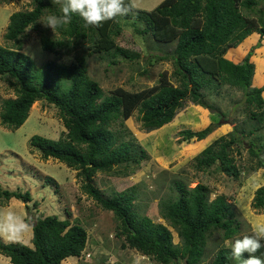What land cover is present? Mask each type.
Segmentation results:
<instances>
[{
	"label": "trees",
	"instance_id": "16d2710c",
	"mask_svg": "<svg viewBox=\"0 0 264 264\" xmlns=\"http://www.w3.org/2000/svg\"><path fill=\"white\" fill-rule=\"evenodd\" d=\"M32 4L31 11L10 16L4 34L5 45L0 44V76H8L16 92L15 99H6L1 104V125L11 131L19 130L38 101L45 100L58 109L67 130L65 138L55 141L35 135L30 139V146L40 151L43 160L55 159L80 173L83 191L103 209L112 212L120 224L117 237L124 249H135L159 264H203L208 240L215 232H223V241L240 238L242 224L235 207L222 196L211 200V192L204 184L189 188L176 182V196L162 202L164 218L181 239L179 244H174L167 226L136 211L138 184L131 183L126 190L104 197L95 184V177L98 173L129 177L150 159L144 147L134 150L132 143L124 140L129 132L113 130L114 123L121 121L124 126L138 111L142 127L152 132L172 124L187 103L210 110L218 120L203 130L195 127L198 131H180L182 142L196 139L195 147L204 146L222 124L230 121L234 124L230 141L225 142L226 137H222L196 158L197 169L206 172L219 163L227 175L240 176L229 148L237 146L240 153L239 148L245 147V133L250 136L257 133L256 139L261 140L264 86L254 85L256 62L252 61V53L242 62L232 57L253 34L261 37L257 48L263 46L264 0H164L152 11L135 8L129 15L98 28L83 27L81 18L73 15L68 25L55 29L59 37L42 31L40 21L47 14L60 15V6L52 0H33ZM135 14L146 22L144 28L136 27L137 34L151 33L159 43L177 42L172 55L160 60L173 62V78L179 85L175 86L171 76L163 72L152 87L141 91L117 88L106 94L100 83L91 78L88 60L100 55L102 59H113L110 63L113 65H118L119 57L137 61L139 53L117 43V37H125L121 21L133 20ZM29 29L40 34L43 50L59 58L73 55L75 61L66 64L55 59L37 66L23 52ZM224 87H234L243 93L245 110L250 111L251 120L257 121L254 130L247 132L229 114L216 111L211 100ZM255 145L256 142L250 143V154L258 159V168L264 167L262 151ZM245 169L255 171L256 168ZM44 179L46 184L59 185L53 177ZM12 199L33 202L30 192L4 189L0 183V204H8ZM33 206L37 208L38 204ZM252 206L264 212V186L257 190ZM25 221L33 229V247L0 238V254L12 264H62L70 257H80L86 250L89 235L79 222L61 220L56 215L37 218L33 225L29 218ZM229 252L222 247L207 264H233L228 258ZM255 255L264 260V247ZM243 258H248V254Z\"/></svg>",
	"mask_w": 264,
	"mask_h": 264
},
{
	"label": "rangeland",
	"instance_id": "374dc122",
	"mask_svg": "<svg viewBox=\"0 0 264 264\" xmlns=\"http://www.w3.org/2000/svg\"><path fill=\"white\" fill-rule=\"evenodd\" d=\"M164 0H137V9L152 11ZM33 0H0V44L5 45L4 34L10 22V16L19 11H31ZM52 16L47 14L46 17ZM135 19L121 21L125 37H117L118 45L125 49L137 52L140 58L135 62L119 57L118 65L110 64L113 59H102L95 55L88 60V71L95 81L99 82L106 94L117 88L127 91H141L158 83L160 74L167 72L175 86L179 85L173 78L174 64L172 61H161L160 58L172 55L177 42L159 43L151 33L143 36L136 33V27L144 28L145 21ZM46 18L40 21L42 31L51 37L59 34L45 25ZM134 21H136L134 23ZM260 36L253 34L242 43L236 55L238 62H242L250 53L255 61L256 75L254 85L264 86V39L262 47L257 48ZM23 52L34 59L37 66L57 59L61 63L70 64L75 57H56L41 47L40 34L32 29L27 31ZM8 76H0V112L1 104L6 99H15L14 86ZM13 81V80H12ZM212 101V102H211ZM210 102L229 114L235 123L244 126L246 131L254 130L257 121L250 119V111L245 110L244 96L234 87H224L219 95ZM210 110L187 103L178 112L175 121L159 130L146 132L139 120L138 111L132 118L121 125V121L114 123L112 129L123 130L127 133L125 141L132 143L134 150L144 147L150 155L130 176L98 173L95 184L104 197H111L115 191H124L131 183L138 184L136 189L135 209L141 215L149 216L155 223L168 227L173 234L174 244L181 239L177 230L164 218L163 201L176 196L175 183L181 182L194 188L198 184L206 185L210 190V199L225 197L235 207L236 215L242 224L241 233L251 235L253 226L264 225V212H259L253 206V200L258 189L264 186V167L258 168V159L250 154V143L256 142V149L262 151L264 160V130L261 140L256 139L257 133L250 136L245 133L243 145L239 148L231 146V158L240 170V176L234 178L220 169V164L213 165L208 171L197 169L196 158L210 145L222 137L225 142L230 141V133L234 131V124H222L214 134L207 139L206 145L195 147L196 139L182 142L179 132L184 129L195 131L203 130L218 118ZM198 130H196V128ZM171 128H173L171 130ZM67 130L60 117L58 109L45 100L36 102L29 119L17 131H11L0 123V183L4 189L11 191L30 192L33 202L12 199L8 204H0V212L12 211L26 220L30 219L33 225L37 218L56 215L61 220L69 219L72 223H81L88 232L86 250L80 257H70L62 264H159L135 249H124L122 240L117 237L120 224L112 212L103 209L93 198L86 194L82 186L83 177L65 164L55 160H43L41 153L30 146V139L39 135L58 141L65 138ZM133 139V140H132ZM255 167V171L246 170V167ZM53 177L59 184H46L44 178ZM34 203L38 207L33 206ZM29 206V208H28ZM223 232H215L208 240L203 264L209 263L222 248L230 251L231 244H226L222 238ZM33 229L24 233L23 242L30 247L32 244ZM4 240L3 238H1ZM5 241V240H4ZM234 242V240H227ZM238 261L233 260V264ZM0 264H12L10 260L0 254ZM178 264H184L178 263Z\"/></svg>",
	"mask_w": 264,
	"mask_h": 264
},
{
	"label": "clouds",
	"instance_id": "9594fccd",
	"mask_svg": "<svg viewBox=\"0 0 264 264\" xmlns=\"http://www.w3.org/2000/svg\"><path fill=\"white\" fill-rule=\"evenodd\" d=\"M52 3L60 6L61 14L48 16L44 23L53 31L68 25L73 15L81 18L83 27L98 28L105 22L129 15L137 7V0H52ZM29 228L30 225L12 211L0 212V238L6 242H23L24 233ZM261 241H264V225H254L251 235L225 242L231 244L228 258L241 261V264H264V260L255 255L264 247ZM245 253L248 254L246 259L243 258Z\"/></svg>",
	"mask_w": 264,
	"mask_h": 264
}]
</instances>
